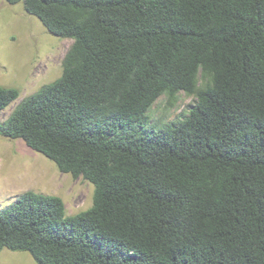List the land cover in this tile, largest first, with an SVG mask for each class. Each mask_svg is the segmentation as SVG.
<instances>
[{
	"label": "trees",
	"instance_id": "1",
	"mask_svg": "<svg viewBox=\"0 0 264 264\" xmlns=\"http://www.w3.org/2000/svg\"><path fill=\"white\" fill-rule=\"evenodd\" d=\"M73 38L63 73L0 122L95 184L93 206L22 192L0 252L38 264H264V0H6ZM196 95L146 128L163 94ZM0 86V110L20 97Z\"/></svg>",
	"mask_w": 264,
	"mask_h": 264
},
{
	"label": "rangeland",
	"instance_id": "2",
	"mask_svg": "<svg viewBox=\"0 0 264 264\" xmlns=\"http://www.w3.org/2000/svg\"><path fill=\"white\" fill-rule=\"evenodd\" d=\"M74 42L58 36L33 14L24 2L9 4L0 0V86L16 87L20 97L0 110V122L26 96L63 73V59ZM196 95L180 91L176 98L163 94L148 111L146 128L177 123L196 104ZM33 190L63 198L67 215L93 206L95 184L83 176L62 172L43 153L29 147L24 139L0 135V210L12 204L24 191ZM0 264H38L28 251L5 248Z\"/></svg>",
	"mask_w": 264,
	"mask_h": 264
}]
</instances>
